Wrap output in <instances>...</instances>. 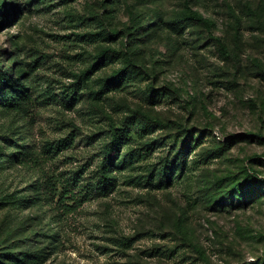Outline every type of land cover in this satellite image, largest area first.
<instances>
[{"label":"rangeland","instance_id":"374dc122","mask_svg":"<svg viewBox=\"0 0 264 264\" xmlns=\"http://www.w3.org/2000/svg\"><path fill=\"white\" fill-rule=\"evenodd\" d=\"M0 6V264H264V0Z\"/></svg>","mask_w":264,"mask_h":264},{"label":"trees","instance_id":"16d2710c","mask_svg":"<svg viewBox=\"0 0 264 264\" xmlns=\"http://www.w3.org/2000/svg\"><path fill=\"white\" fill-rule=\"evenodd\" d=\"M1 7V6H0ZM190 17L193 18L194 20H197L199 22H208L207 19H205L204 17H202L201 15L194 13L192 11H190ZM104 57V55H103ZM127 68L124 67L123 69H120L118 71H115V73L113 74V77L115 79L120 78L125 72H126ZM119 146H120V140H119V136L117 133H114L112 136V140L110 142L109 145V149H108V155L110 158H112L114 156V154L119 150ZM262 182H264V180H262ZM78 202V203H77ZM77 205L81 204V200L77 199L76 200ZM75 205H68L67 208L69 209V212L73 211Z\"/></svg>","mask_w":264,"mask_h":264}]
</instances>
